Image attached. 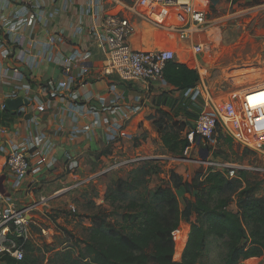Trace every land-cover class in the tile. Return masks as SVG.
Returning a JSON list of instances; mask_svg holds the SVG:
<instances>
[{
	"label": "built area",
	"instance_id": "built-area-1",
	"mask_svg": "<svg viewBox=\"0 0 264 264\" xmlns=\"http://www.w3.org/2000/svg\"><path fill=\"white\" fill-rule=\"evenodd\" d=\"M16 1L0 0L4 8L14 5L9 17H0V56L12 62L3 67L0 65V87L8 83L13 86L4 95L7 99L26 97L31 91V82L27 80L24 70L36 68L39 56L52 50L51 43L42 45L43 49L37 55H29L25 50L27 34L44 21L45 11L41 0ZM108 7H120L134 17L144 19L153 29L176 36L178 42H189L191 54L196 58L194 70L199 69L201 60L198 58L209 49L212 27L207 19V9L201 7L197 0H87L83 13L94 17L97 24L85 30L79 29L78 34L84 33L91 40L92 48L96 44L104 47V76L115 74L120 81L137 79L170 87L163 79V69L168 62H176V52L170 49H133L131 40L135 26L131 18L121 15L123 11L110 13ZM148 13L153 15L149 16ZM170 13L173 23L166 25L164 20ZM28 39L32 48L37 47V42L30 37ZM92 57L91 51H73L61 60L62 78L41 83L45 99L36 100L35 111L45 115L54 110L53 117L58 124L51 133L20 138L16 128L12 129L9 124L0 126V153L4 155V167L9 176L7 188L0 191V259L7 257L20 262L25 256L24 244L28 239L29 228L34 224L31 213L37 203L20 204L16 196L21 190L30 191L31 188L41 187V175L58 167L60 160L57 151L60 146L55 138L63 132L65 122L72 123L71 132L74 136L82 135L86 139L104 130L105 144L110 145L123 136L121 130L141 110L138 103L121 105L114 97L106 102L100 101L97 106L90 103L94 95L86 81L90 73L86 62ZM110 89L114 90L115 86H110ZM259 89L264 90V77H261L257 87L242 92L236 101L227 103L222 113L210 96L209 86L201 77L193 88L181 91L184 98L201 108L192 129L185 133L184 139L188 142L185 150L197 148L222 131L227 138L240 143L245 149L264 155V102H251L247 94ZM0 110L5 111L4 103H1ZM85 117L89 118L88 123L78 127L80 118ZM36 123L34 116L27 119L28 126ZM14 138L19 140L14 141ZM212 154L205 147L199 150L200 158L212 169L211 172L234 178L240 171L239 168L214 162ZM62 158L64 188H78L84 182L78 177L82 168L78 152L65 149ZM136 162L138 160H125L114 163L113 168L130 166ZM71 209L75 210L74 207ZM178 233V229L171 233L173 239Z\"/></svg>",
	"mask_w": 264,
	"mask_h": 264
},
{
	"label": "rangeland",
	"instance_id": "rangeland-1",
	"mask_svg": "<svg viewBox=\"0 0 264 264\" xmlns=\"http://www.w3.org/2000/svg\"><path fill=\"white\" fill-rule=\"evenodd\" d=\"M197 1L207 9V19L212 27L210 46L198 58L201 64L197 73L209 86L210 96L222 113L227 103L236 101L242 92L257 87L264 77V0ZM172 23L170 13L164 24ZM164 33L156 30L151 33L152 47L160 46L155 50H178L180 42L176 36L168 37ZM140 36L137 37L148 40ZM137 37L134 34L132 39ZM188 59L189 65L194 66L191 55ZM153 105L148 115L136 114L131 118L132 121L122 130L125 135H121L114 146L81 158L82 168L78 177L84 182L78 188L66 189L64 181L62 184L51 181V185L44 181L49 185L31 188L30 191L21 190L17 194L20 204L37 203L31 213L34 224L29 228L27 242L32 244L38 264H59L54 256L57 252L68 251L77 256L80 242L88 237L93 217L106 215L109 221L120 222L128 201L123 202L120 196L117 199L113 196L124 191L130 172L136 168L144 167L149 175L144 177L146 183L132 194L134 198L142 196L149 199L158 187L172 188L181 210L193 201L198 192L196 176H204L212 170L200 158L199 150L203 147L213 153L211 158L214 162L240 170L234 178L225 177L228 184L222 194V198L231 200L228 210L233 213L238 211L236 193L239 188L247 183L264 182V155L245 149L222 131L197 148L185 150L182 155L171 153L164 147L161 137L169 134L184 139L200 112L196 107L200 106L192 104L181 93L175 98H159ZM129 159L138 162L113 168L114 163ZM253 168L259 170L254 171ZM195 220L196 216L192 214L188 222L183 220L178 228L179 233L173 239L175 264L182 259L189 223ZM224 256V247L210 239L207 251L197 264H222ZM239 264H264V255Z\"/></svg>",
	"mask_w": 264,
	"mask_h": 264
},
{
	"label": "trees",
	"instance_id": "trees-1",
	"mask_svg": "<svg viewBox=\"0 0 264 264\" xmlns=\"http://www.w3.org/2000/svg\"><path fill=\"white\" fill-rule=\"evenodd\" d=\"M163 79L172 88L185 91L199 81L196 70L184 64L168 62L163 69ZM198 110L201 108L196 107ZM13 116L2 111L0 125L5 126ZM163 145L171 153L182 155L188 147L185 139L164 134ZM148 171L136 168L123 192L114 195L128 201L121 221L111 222L106 215L91 219L88 237L80 242L77 256L72 252H57L59 264H175L174 243L171 233L183 220L196 216L190 230L182 259L176 264H197L207 251L210 239L225 249L222 264H239L241 261L264 255V182L247 183L236 193L238 211L228 210L229 198H222L228 184L218 172L208 171L196 176L198 189L193 201L181 210L172 188L158 187L151 198L132 195L146 182ZM202 179L199 181V178ZM117 193V192H116ZM25 256L17 262L11 258L0 259V264H38L30 242L24 244Z\"/></svg>",
	"mask_w": 264,
	"mask_h": 264
},
{
	"label": "crops",
	"instance_id": "crops-1",
	"mask_svg": "<svg viewBox=\"0 0 264 264\" xmlns=\"http://www.w3.org/2000/svg\"><path fill=\"white\" fill-rule=\"evenodd\" d=\"M86 3L87 0H41V4L45 11V18L42 23L38 24L34 28V30L29 34L30 36L27 34L28 42L25 45V50L29 55H37L38 52L43 49L42 45L44 46L47 43L52 44V50L48 54L39 56L38 65L33 70L25 71L23 69L24 74L27 76V80L31 82V91L26 94V97H20L27 101V105L19 108L16 111L15 115L10 114L14 118H12L11 121H8L9 123H5V126H8L9 124L11 125L12 129L16 128L19 131L20 138L35 135L38 133H51L57 126L58 122L55 117H53L54 110L49 111L45 115H39L36 113V100L45 99V92L40 88L42 82H45L49 79L60 80L62 78L60 72L61 60L64 56H68L75 50H79L82 52H92L93 57L86 62V65L90 71L89 76L86 78V81L89 83V90L94 95L93 101L90 102L94 106H97L100 101L106 102L110 98L113 99L114 97L117 99L118 104L121 105L128 106L138 103L141 106V112L137 115L141 114L146 116L154 108L153 103L155 100L163 97L175 98L181 93V91H178L171 86L164 87L158 82H144L137 79L125 82L118 80L115 74L110 77L104 76V47L100 46V44H96L95 46H93L94 48H92L91 40L84 33L78 34L79 29L85 30L97 24L94 17L83 13V6ZM2 8L4 7L0 3V17L6 18L12 14L14 5L7 6L4 9ZM108 8L110 10V13L123 11L120 7ZM153 13H148V15L152 16ZM121 15L131 18L132 23L135 26L134 34L136 35V37H139L141 35L140 37H146L148 39L147 41L139 39L138 37L136 38V40L132 39L131 47L133 49L141 51H151L160 47H152L153 41L152 39H150V37L151 33L156 29H153L148 22L139 17L132 16L129 12L123 11L121 12ZM28 37L37 42V47H31V45L29 44L30 39H28ZM177 45L179 47L178 50L175 51L176 63L184 64L191 69H195L194 66L191 67L189 65L190 60H187L188 55H191L193 58V62H196V58L191 54V51L189 50V42L179 43ZM143 47H145L146 50H143ZM11 63L12 62L10 60H4L0 56V65L2 67L11 65ZM110 86H115V89L111 90ZM12 87L13 86H10V83L3 86L1 85L0 105L1 103H4L6 100H8L4 97V95L5 93L9 92ZM1 114L2 111L0 110V115ZM32 116L37 119V123L35 125L32 124L28 126L27 119ZM88 121L89 118L87 117L80 118L78 127H82L83 125L87 124ZM129 123L130 121L124 126L125 129ZM71 127L72 123L70 121H66L63 132L57 135L55 138L60 146L57 151V156L59 157L60 162L58 163V167L56 169L47 172V174L41 175L39 181H41L44 186L49 185V182L51 181L61 184L63 183V150H76L79 154V160L81 162V158L83 156L108 149L114 146L115 142L119 140L118 138L117 141L113 142L112 144L106 145L104 130L97 132L92 137L86 139V137L82 135L74 136L71 132ZM123 135H125V133H123ZM17 140H19V138H14V141ZM0 156V191H3L7 188L9 176L7 174V170L4 167V155L0 153ZM44 181H48L49 184L45 183Z\"/></svg>",
	"mask_w": 264,
	"mask_h": 264
},
{
	"label": "water",
	"instance_id": "water-1",
	"mask_svg": "<svg viewBox=\"0 0 264 264\" xmlns=\"http://www.w3.org/2000/svg\"><path fill=\"white\" fill-rule=\"evenodd\" d=\"M24 105H27V101L25 99H8L4 102V110L11 115H15L16 111ZM204 157H206V151H204Z\"/></svg>",
	"mask_w": 264,
	"mask_h": 264
},
{
	"label": "bare ground",
	"instance_id": "bare-ground-1",
	"mask_svg": "<svg viewBox=\"0 0 264 264\" xmlns=\"http://www.w3.org/2000/svg\"><path fill=\"white\" fill-rule=\"evenodd\" d=\"M165 35L167 34L166 32L164 33ZM167 36L168 37H173V35H168L167 34ZM255 88V87H254ZM254 88H252V89H254ZM248 94V99L251 101V102H257V101H259V102H264V90L263 89H259V90H255V91H252V92H250V93H247ZM185 237V236H184ZM181 244V243H180ZM183 244V243H182ZM177 247H179V246H177ZM176 247V248H177ZM181 248H183L182 247V245L180 246Z\"/></svg>",
	"mask_w": 264,
	"mask_h": 264
}]
</instances>
